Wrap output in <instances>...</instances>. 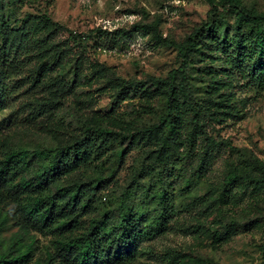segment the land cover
<instances>
[{
	"label": "rangeland",
	"instance_id": "374dc122",
	"mask_svg": "<svg viewBox=\"0 0 264 264\" xmlns=\"http://www.w3.org/2000/svg\"><path fill=\"white\" fill-rule=\"evenodd\" d=\"M239 1L249 11L264 12V0ZM216 2L215 15L206 0H26L16 14L8 12L10 23L27 14L45 16L51 23L37 31L19 65L5 69L1 78L0 156L7 147L57 146L76 135L83 124L101 125L138 134L133 144H121L125 154L120 163L111 152L104 159V170L79 172L64 185L103 177L102 200L95 204L99 210L108 207L113 222L121 195L140 170L144 176L131 202L146 215V223L162 209L154 200L161 176L163 187L173 193L169 230L138 241L133 246L137 256L123 264H205L206 259L216 264L263 263L264 186L241 185L227 195L224 179L232 169L256 176L264 171V85L249 70L228 67L225 54L203 48L191 56L187 74L180 79L189 95L182 108L183 146L170 149L164 164L156 162V156L166 130L156 136L139 132L159 123L165 91L147 84L118 96L123 81L164 79L182 65L176 48L159 44L153 33L129 31L137 25H155L163 38L181 44L214 19L220 32L231 37L235 11ZM96 30L119 34L114 41L113 36L99 41L98 46L81 44ZM55 53H59L57 64L35 82L41 57ZM197 123L202 129L190 144ZM209 138L223 144L211 147L214 159L202 180L181 192L191 169L210 147ZM95 215L91 211L81 218L83 229L90 227ZM14 240L20 241L21 250L28 244L34 248L25 264H69L57 253V238L52 234L26 231L10 220L0 231V254Z\"/></svg>",
	"mask_w": 264,
	"mask_h": 264
},
{
	"label": "trees",
	"instance_id": "16d2710c",
	"mask_svg": "<svg viewBox=\"0 0 264 264\" xmlns=\"http://www.w3.org/2000/svg\"><path fill=\"white\" fill-rule=\"evenodd\" d=\"M25 1L0 0V86L5 69L19 65L20 57L28 52L37 31L51 23L45 16L36 17L32 14L21 19L17 17L10 23L8 12L16 14ZM206 1L215 15L219 11L216 0ZM219 4L235 11L231 37L227 32H220V25L214 19L207 21L181 44L163 38L155 25H137L129 31L153 33L159 44L176 48L182 59V65L170 71L167 78H150L147 83L123 81L125 85L118 95L123 98L124 92L138 90L147 84H150V88L165 91L159 123L139 132L156 136L158 131L166 130L157 151L156 162L159 164H164V156L170 149L183 146L182 108L188 103L189 95L180 79L187 74L191 56L201 53L203 48L225 54L228 65L224 63L228 67L242 72L249 70L253 79L264 85V12L249 11L239 0H220ZM67 31L72 34L70 30ZM118 34V31H92L90 35L81 37V44L93 42L98 46L99 41L111 36L112 41L116 40ZM58 59L59 53L47 59L41 57L39 66L34 70L35 82L38 83L47 70L57 64ZM3 99L0 87V108ZM201 129L202 126L197 123L188 139L190 144L194 143ZM137 134L118 132L96 124H83L76 135L57 146L37 147L33 150L22 145L7 147L0 156V231L12 220L23 230H42L52 234L57 238V253L69 264H123L133 260L138 254L133 246L138 241L164 235L170 228L173 193L163 187L165 178L161 176L159 179L160 187L154 197L162 209L150 223H146V215L131 202L144 176L143 170L134 173L132 182L121 195L115 222L112 221L113 214L108 207L99 210L95 204L102 200L99 192L105 185L103 177L91 178L85 183H63L79 172L89 174L92 170H104V159L111 152H114L116 161L120 163L125 154L121 144L126 141L133 144ZM222 144L221 141L209 138L210 147L205 148L198 164L191 169L181 192L189 191L202 180L214 159L211 147H221ZM249 184L264 186V171L256 176L232 169L224 179L227 195L236 187ZM89 211L96 215L90 227L83 229L81 218ZM20 246V241L14 240L9 250L0 254V264H25L32 257L34 248L28 244L21 250ZM52 258L53 254L49 253L48 260ZM204 262L216 264L210 259Z\"/></svg>",
	"mask_w": 264,
	"mask_h": 264
}]
</instances>
